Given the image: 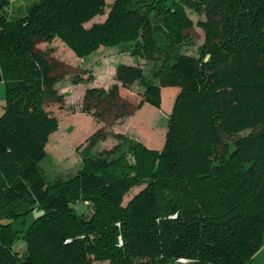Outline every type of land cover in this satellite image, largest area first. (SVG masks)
Segmentation results:
<instances>
[{"label": "trees", "instance_id": "obj_1", "mask_svg": "<svg viewBox=\"0 0 264 264\" xmlns=\"http://www.w3.org/2000/svg\"><path fill=\"white\" fill-rule=\"evenodd\" d=\"M106 6L0 0V264H253L264 235V0H113L86 26ZM186 8L206 14L193 53ZM54 38L80 58L102 47L132 57L108 88H86L87 109L118 106L134 83L136 106L160 108L161 88H177L161 149L115 133L111 149L80 150L68 178L47 173L59 121L44 103L65 95L60 63L38 44ZM119 105L116 118L127 115Z\"/></svg>", "mask_w": 264, "mask_h": 264}, {"label": "rangeland", "instance_id": "obj_2", "mask_svg": "<svg viewBox=\"0 0 264 264\" xmlns=\"http://www.w3.org/2000/svg\"><path fill=\"white\" fill-rule=\"evenodd\" d=\"M107 3L104 15H95L87 23L101 22L105 19L110 10L109 4L113 0H105ZM24 0H16V3L23 4ZM186 12L191 19L192 26L184 29L182 33L189 36L191 44L185 47L187 53L195 52L198 45L205 40V28L199 23L206 20L204 12H196L186 8ZM40 49H47L51 60L60 63L53 73L61 74L63 78L56 84L59 92L63 93L62 103L46 101L44 107L59 121L58 129L52 132L46 142L45 150L47 156L41 161L44 169L52 170L51 176L59 175L60 178H68L75 173L81 165L80 150L91 149L94 153L111 149L119 141L112 134L119 133L127 136L128 140L144 143L148 148L161 149L164 144L167 132V121L171 112L175 97L176 87L161 88V106L155 108L148 103L136 106L139 97L136 94L138 87L136 83L133 90L120 88V98L124 101L123 110L127 115L116 118L115 114L118 106L107 107L99 105L90 109L85 108L84 93L86 88L101 86L108 88L111 83L116 82L114 72L116 65L120 61L128 62L131 56L113 54L109 48L102 47L85 56L77 57L59 38H54L49 43L38 44ZM137 59V58H136ZM142 63V61H139ZM84 68V69H82ZM87 68L92 70L93 79H88L84 75ZM81 75V82L75 83L73 78ZM88 77V78H87ZM126 97V98H124ZM101 108H105L102 115H98ZM108 135L105 139H93L94 134ZM121 141V140H120ZM143 186L133 187L123 197V204L137 193ZM77 212L89 213V209L84 203L76 204ZM16 228H20L19 223H14ZM18 250L24 248L23 242L16 243ZM253 264H264V235L262 247L253 258ZM95 264H108L107 262H96ZM178 264H188L185 259H180Z\"/></svg>", "mask_w": 264, "mask_h": 264}, {"label": "crops", "instance_id": "obj_3", "mask_svg": "<svg viewBox=\"0 0 264 264\" xmlns=\"http://www.w3.org/2000/svg\"><path fill=\"white\" fill-rule=\"evenodd\" d=\"M4 104H5V86H4V79H3L2 71L0 69V115L3 113ZM47 170L51 174L52 170H49V169Z\"/></svg>", "mask_w": 264, "mask_h": 264}]
</instances>
